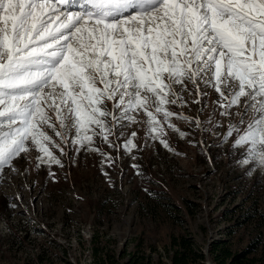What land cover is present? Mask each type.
<instances>
[{
    "label": "snow or ice",
    "instance_id": "6c2138e0",
    "mask_svg": "<svg viewBox=\"0 0 264 264\" xmlns=\"http://www.w3.org/2000/svg\"><path fill=\"white\" fill-rule=\"evenodd\" d=\"M186 81L197 96L206 95L198 81L213 87L221 115L246 97L253 117L241 129L237 113L221 143L235 132L233 148L248 146L237 163L264 166V0H0V172L29 141L41 163H61L50 145L64 148L45 126L63 144L73 129V145L95 135L111 144L139 111L168 147L162 124L189 119L167 107L183 105L175 86Z\"/></svg>",
    "mask_w": 264,
    "mask_h": 264
},
{
    "label": "rangeland",
    "instance_id": "374dc122",
    "mask_svg": "<svg viewBox=\"0 0 264 264\" xmlns=\"http://www.w3.org/2000/svg\"><path fill=\"white\" fill-rule=\"evenodd\" d=\"M185 83L175 86L183 105L167 107L189 119L162 124L168 147L149 134L143 111L114 129L111 144L95 135L73 145L74 129L63 144L45 126L64 148L50 145L59 165L41 163L29 141L0 172V264H173L176 252L187 264H217L213 247L264 264V167L237 163L248 146L233 148L235 132L221 143L229 125L243 115V129L254 113L244 114L242 97L221 115L213 87L198 81L206 95L197 96ZM129 139L135 147L125 151Z\"/></svg>",
    "mask_w": 264,
    "mask_h": 264
},
{
    "label": "trees",
    "instance_id": "16d2710c",
    "mask_svg": "<svg viewBox=\"0 0 264 264\" xmlns=\"http://www.w3.org/2000/svg\"><path fill=\"white\" fill-rule=\"evenodd\" d=\"M107 110L111 111L110 101H106L105 105ZM109 122H110V118ZM212 259L217 264H247L241 258L244 257V253L233 255L225 247H213L211 248ZM187 257L184 253L176 252L172 257L173 264H187ZM228 260V261H227Z\"/></svg>",
    "mask_w": 264,
    "mask_h": 264
},
{
    "label": "clouds",
    "instance_id": "9594fccd",
    "mask_svg": "<svg viewBox=\"0 0 264 264\" xmlns=\"http://www.w3.org/2000/svg\"><path fill=\"white\" fill-rule=\"evenodd\" d=\"M262 167H264V166H262Z\"/></svg>",
    "mask_w": 264,
    "mask_h": 264
},
{
    "label": "bare ground",
    "instance_id": "6f19581e",
    "mask_svg": "<svg viewBox=\"0 0 264 264\" xmlns=\"http://www.w3.org/2000/svg\"><path fill=\"white\" fill-rule=\"evenodd\" d=\"M55 27V26H54Z\"/></svg>",
    "mask_w": 264,
    "mask_h": 264
}]
</instances>
